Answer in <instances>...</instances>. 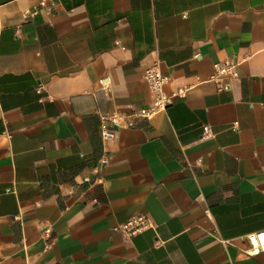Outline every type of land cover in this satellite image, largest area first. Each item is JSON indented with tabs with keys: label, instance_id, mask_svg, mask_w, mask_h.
<instances>
[{
	"label": "crops",
	"instance_id": "obj_1",
	"mask_svg": "<svg viewBox=\"0 0 264 264\" xmlns=\"http://www.w3.org/2000/svg\"><path fill=\"white\" fill-rule=\"evenodd\" d=\"M38 5L0 0V264H264V0ZM228 57L229 89L198 81ZM154 61L190 89L147 119ZM110 114L134 125L105 141Z\"/></svg>",
	"mask_w": 264,
	"mask_h": 264
},
{
	"label": "built area",
	"instance_id": "obj_2",
	"mask_svg": "<svg viewBox=\"0 0 264 264\" xmlns=\"http://www.w3.org/2000/svg\"><path fill=\"white\" fill-rule=\"evenodd\" d=\"M49 2L50 0H39V5L32 11V14H37L42 10L49 12ZM198 57H200L198 55ZM242 61L238 58L228 57L223 60H219L213 65V72L207 79H202L198 76L199 82H215L222 90H227L231 87V84L240 76V65ZM144 77L148 84V87L152 93V103L150 106L136 111L135 114L145 117L147 119L152 118L157 112L165 110L173 100L177 97L184 96L189 87H180L177 90L168 93L166 91V85L170 80V77L166 75L162 69L159 61H154L152 64L148 65L144 71ZM110 80L104 78L102 84L107 86ZM125 121L127 126H133L134 122L131 120H126L124 116L119 114H110L102 117L101 122V133L105 141H113L116 138V130L114 126H122ZM237 126V123L235 124ZM204 131L206 133H211L212 128L210 125L204 126ZM109 162L108 158H102L101 163L107 164ZM84 182L93 183L90 176H85L83 178ZM99 182H102V178H98ZM150 227L149 220L143 216H137L131 220L117 226L116 230H121L127 232L129 235H135L138 232ZM51 229H47L50 232ZM248 246L244 248V253L249 256H256L258 254L264 253V228L251 232L247 235ZM46 250L51 248V244L45 245Z\"/></svg>",
	"mask_w": 264,
	"mask_h": 264
}]
</instances>
